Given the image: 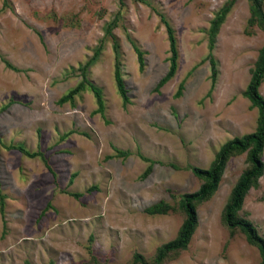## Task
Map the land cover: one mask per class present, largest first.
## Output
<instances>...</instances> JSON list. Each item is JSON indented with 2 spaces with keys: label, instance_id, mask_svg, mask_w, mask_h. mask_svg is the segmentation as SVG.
I'll return each mask as SVG.
<instances>
[{
  "label": "rangeland",
  "instance_id": "374dc122",
  "mask_svg": "<svg viewBox=\"0 0 264 264\" xmlns=\"http://www.w3.org/2000/svg\"><path fill=\"white\" fill-rule=\"evenodd\" d=\"M221 15L212 83L209 38ZM167 26L178 67L156 89L169 68ZM263 46L264 0H0V264L151 259L177 234L181 195L202 182L190 167L207 168L226 141L255 129L244 91ZM82 72L102 112L89 83L60 102ZM258 90L264 97V73ZM2 145L40 151L49 167ZM248 166L247 151L228 158L216 191L196 206L187 248L162 264H259L258 248L222 218ZM159 202L161 212L146 211ZM238 215L264 237V171Z\"/></svg>",
  "mask_w": 264,
  "mask_h": 264
},
{
  "label": "trees",
  "instance_id": "16d2710c",
  "mask_svg": "<svg viewBox=\"0 0 264 264\" xmlns=\"http://www.w3.org/2000/svg\"><path fill=\"white\" fill-rule=\"evenodd\" d=\"M221 16H218L214 20V24L211 28V34L209 38L210 51L208 53V60L211 65V79L212 83L215 81L216 77V63L211 54L212 47V35L215 33L217 24L220 21ZM167 35L170 47V57H169V68L165 75H163L157 85L156 89L167 82L176 72L178 67V49L176 47V41L174 35L167 26ZM137 54V59L139 64H142V52L135 48ZM6 66L11 67V65L5 61ZM12 68V67H11ZM264 73V46L262 47L259 57L255 63L253 72L251 74L250 80L244 91V95L250 100L252 106L257 109V121L255 129L243 136L234 137L226 141L216 153L214 159L209 164L207 168H202L199 166H191L190 169L192 173L202 180L200 186L197 190L193 192H187L181 195L178 206L184 213V219L178 228L176 236L160 245L154 256L151 259H146L140 253H134L132 258L127 264H162L167 257L173 253L187 248L191 237L197 227L198 217L196 206L210 197L217 189L219 181L221 179L224 167L228 158L236 153H241L247 151V161L248 168L245 169L238 177L233 188L231 189L229 199L224 205L222 218L225 225L231 229H239L243 232L247 238V241L258 248L260 254L259 264H264V237H262L256 227L252 222L246 218L240 217L238 215L239 210L242 208L244 197L247 191L254 186L258 179L262 176L264 171V163L261 158L263 148H264V97L260 94L258 87L263 78ZM114 80L116 83L117 90L121 97L123 103L129 102V95L124 80L120 74L119 66L116 64L114 66ZM84 83H89L84 73L82 72V81L72 90L60 98V102L73 100L74 94H76L83 86ZM91 90L93 91L97 104L98 111H103V100L99 92V89L95 87L92 83H89ZM183 83H180L177 94L181 92ZM8 149L16 148L27 156L35 157L39 156L44 164L49 167L47 158L40 151H29L21 145H2ZM119 155H126L127 152L117 151ZM151 165L153 162H151ZM151 165L145 171V174L149 173L151 170ZM3 198L4 196L0 193V210H3ZM166 205L163 202L156 203L146 208L149 213H158L163 210ZM88 264H108L98 261L95 257L92 258L91 263Z\"/></svg>",
  "mask_w": 264,
  "mask_h": 264
}]
</instances>
